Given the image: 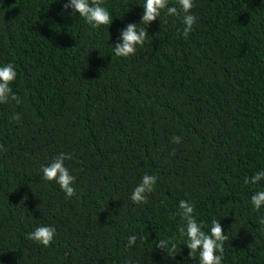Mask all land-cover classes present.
<instances>
[{"label": "trees", "instance_id": "16d2710c", "mask_svg": "<svg viewBox=\"0 0 264 264\" xmlns=\"http://www.w3.org/2000/svg\"><path fill=\"white\" fill-rule=\"evenodd\" d=\"M63 3L0 0V63L21 99L0 104V264H198L179 240L175 257L155 247L179 237L180 200L206 232L221 223L222 264H264L250 204L264 181L244 184L264 169V0H194L187 38L164 10L127 58L112 46L143 0H103L113 20L99 28ZM60 153L71 198L41 179ZM145 174L154 191L133 204ZM38 225L56 228L48 247L27 238Z\"/></svg>", "mask_w": 264, "mask_h": 264}, {"label": "clouds", "instance_id": "9594fccd", "mask_svg": "<svg viewBox=\"0 0 264 264\" xmlns=\"http://www.w3.org/2000/svg\"><path fill=\"white\" fill-rule=\"evenodd\" d=\"M103 0H64L62 10H70L69 13L81 17L86 24L92 28H99L102 25H109L112 17L106 7L102 6ZM142 13L139 23L131 22L125 27L118 29L117 42L112 46V51L117 57H130L135 54L137 48L146 42L147 31L144 27L150 22L159 19L161 12L166 10L168 16H181L184 25L180 33L187 38L197 22V16L191 13L194 7V0H175V4L169 5V0H143ZM143 25V27H139ZM17 78V71L13 62L0 63V104L14 101L21 103V99L13 92L12 83ZM19 119L17 115L15 117ZM180 137H173V142L179 143ZM71 159V154L60 153L55 156L51 162L41 166V179L43 181H54L62 190L67 198L76 194L74 188L75 176H73L65 161ZM156 176L145 174L140 182L132 189L129 199L133 204L146 203L148 194L154 191L156 185ZM264 181V169L257 171L251 177L244 179V184H259ZM250 204L256 210L264 209V190H257L250 197ZM179 215L183 224L179 227V237L169 239H159L155 247L169 256L175 257L177 249V240L179 246L185 245L189 250V258L193 259L195 254L198 264H222L224 242L228 239L225 231L222 229L218 219H212L207 224V232L204 230L205 223L198 222L194 215V205L186 200H180L178 204ZM258 223L264 226V217H260ZM56 236V228L52 225H38L32 231L27 233V238L48 247ZM137 235L132 234L127 237V247H132L137 242Z\"/></svg>", "mask_w": 264, "mask_h": 264}]
</instances>
